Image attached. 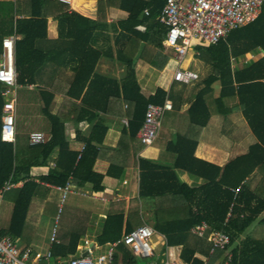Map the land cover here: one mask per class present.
<instances>
[{"label": "trees", "instance_id": "trees-1", "mask_svg": "<svg viewBox=\"0 0 264 264\" xmlns=\"http://www.w3.org/2000/svg\"><path fill=\"white\" fill-rule=\"evenodd\" d=\"M14 1L15 3L12 1L2 3L3 9L9 8L11 16L15 14L21 18L15 20L9 15L8 18L0 19V28L2 25L10 24L12 33L16 24L18 34L22 36V40L16 44L18 82L29 84L36 82L32 72L39 66H45L44 63L48 60L46 59L48 50L42 46L43 41H48V20L40 17V0ZM160 2L165 6L167 0H153L152 4L144 3L142 0H125L124 7L131 9L129 21L136 20L139 23L153 21L156 26L154 16L156 17L163 9V4L160 8L151 9L149 16L145 12L149 7L152 8ZM62 5L64 4L58 0H54L51 4L58 8ZM65 16L66 14L62 12L56 17L61 22ZM157 32L158 29L155 30L156 36ZM5 36H0V51ZM63 38L64 34L60 29L58 39L63 40ZM163 41L164 38L161 36L158 46H163ZM197 50L207 61H210L213 74L203 80V87L188 111L191 126L197 129L199 134L208 126L212 116L207 97L213 91L214 84L219 83L221 92L215 101L218 115L228 116L232 109L226 108L224 102L236 101L235 109L243 115L257 142L251 145L245 154L231 159L220 167L197 158L198 139L177 136L166 148L168 153L175 156L171 166L147 159L139 161V198L131 200L128 209L125 201L110 202L96 241L101 247L118 243L124 236L142 227L144 224L139 214L140 200L181 196L185 204L183 218H162L159 209L155 211L152 219L153 228L165 236L167 246L182 248L183 264L224 263L225 251L210 254L207 240L191 234L190 230L201 222L207 223L208 233L223 231L229 236L227 251L232 254L233 264H264V233L261 238L247 234L249 228L256 222H259L264 229V218L261 219L264 215V181L255 189L248 184L251 176L259 168L264 170V8L254 24L231 33L218 45L201 46L197 47ZM258 50L263 53L262 59L250 62L242 69H231V57L239 59ZM97 62L95 60L91 63L90 71L86 76L81 75V68L77 66V76L66 94L73 101H69L72 109L77 112L79 110L75 125L87 123L90 128L88 133L77 135V140L85 146L81 153L70 149L65 121L60 116L50 113L53 101L50 93L43 94L46 98L44 115L51 124L49 139L45 143L35 146H21L19 142L5 143L1 137L2 129L0 130V189L9 181L23 182L21 188L11 191L13 209L10 222L8 228L1 231L3 236L10 238L16 245L23 236L32 200L47 195L49 189L43 187V184L65 186L72 181L76 188L85 189L89 186L93 193L105 190L104 179L112 175V169L104 175L95 171V165L99 147L104 144L109 132L100 122V115L106 114L107 102L110 98H121L135 104L134 116L127 131L132 141L137 138L143 127L148 106H163L168 99L167 93L163 90H158L154 98L144 96L136 78V62L133 59L124 61L127 73L123 79L97 76L95 74ZM97 85L100 88L103 86L106 90L104 107H101L97 94L92 92ZM113 88H116V92L112 91ZM3 90L4 87L0 85V114L5 108ZM77 101L80 102L79 107L75 104ZM172 105L173 108H178L176 102ZM56 150L58 156L54 160L53 155ZM52 161L55 167L46 175L36 179L31 175L33 168L49 166ZM178 172L198 179L200 184L189 186L181 181ZM123 174L121 171L118 178ZM237 190L239 191L235 192ZM75 226L64 232L59 244L51 247L53 264H57L58 260L66 261L77 256V249L87 229ZM165 250L166 247L163 253ZM196 255L207 258V261L203 262ZM141 262L142 260L126 246L121 244L116 248L115 264H141Z\"/></svg>", "mask_w": 264, "mask_h": 264}, {"label": "crops", "instance_id": "crops-1", "mask_svg": "<svg viewBox=\"0 0 264 264\" xmlns=\"http://www.w3.org/2000/svg\"><path fill=\"white\" fill-rule=\"evenodd\" d=\"M9 1L15 3L14 0H0V19L2 20L8 18L9 15L11 16L10 9L7 7L6 9H3L2 6V3ZM53 1L54 0H40V17L48 20V41L45 40L42 42V46L48 50L46 55V59L48 60L44 63L45 66H39L34 72H32V77L35 78L36 82L19 84L17 79V86L13 89V99H15L17 103V138L14 143L5 142L3 139L4 108V112L0 114V127L2 126L0 130L2 129L1 137L3 142L9 144H16L19 142L21 143V146H35L31 145L29 142L30 135L34 133H43L46 141L49 139L51 124L44 115L46 98H44L43 94L50 93L53 96L50 113L52 115L60 116L65 121L70 149L81 153L85 146L77 140V135L79 133L82 135L88 133L90 128L87 123H81L78 126L75 125V119L79 110L77 112L75 109H72V105L69 101H73L66 96L75 76H77L76 68L77 66H80L82 72L81 75L84 74V76H86L90 71L91 63H94L96 60L98 61L95 66V74L97 76L123 79L127 73V68L124 65V61L127 59H133L136 62V78L146 98H154L158 90H163L167 93L168 99L166 102H171L172 104L173 102H176L178 106L177 109L173 108L172 112L165 115L162 130L155 145L165 136V151L167 145L174 141L177 136L198 139L199 147L196 153L197 158L206 163H212L222 167L231 159L245 154L250 146L257 142L256 137L249 128L243 115L239 110L233 107L237 106L236 101H227L232 111L226 117L221 116L223 121L220 119L216 121L214 129L212 130L213 134H209L208 131L209 128H213V126H211L213 121L212 117L208 126L202 130L203 133H206L204 136L202 132L199 134V131L191 126L188 111L192 103L195 101L197 93L203 87V80L213 74V69L210 61H207L206 58L200 54L199 50H197V47H201L202 45H194V47L189 49L184 61L188 56H196L200 60V69L203 74L190 70L199 75V79L190 85L174 81V71L180 65L175 51L167 47L164 43L167 35V28L159 21L158 14L156 17L154 16L156 19L155 26L153 21L139 23L135 20L130 22L131 9L124 7L126 6L125 0H73L71 5H62L59 8L51 6ZM142 1L148 4H152L153 2V0ZM160 3H156L152 8L149 7V10H147L145 14L148 15L147 12L151 14V11L154 8H160L163 4ZM62 12H64L66 16L63 21L59 22L56 16ZM11 17L15 20L21 18L15 14ZM10 27V24L2 25L0 28V36L6 35L3 41L14 35L19 36L15 42L16 60V44L22 40V36L21 34H18L16 24H14L12 33L10 32L12 30ZM156 28L159 30L157 36L155 33V30H157ZM60 29L64 34L63 40L58 39V31ZM161 36L164 38V41L163 46L160 47V45L158 46V41ZM3 41L0 57L4 52ZM193 50H195V55L194 53L190 55V51ZM251 55L256 57L253 61H259L263 57V53L260 50L246 56L249 58ZM244 58L245 56H242L232 62L231 57V69H242L245 66L242 62ZM184 61L181 64V67H183ZM0 85L3 86L4 89L6 88L2 83H0ZM218 85L217 99L221 92V86L219 83ZM112 91L116 92V88H113ZM92 92L97 94L96 97L99 98L98 100L102 104V106H100L104 107L103 100L104 94L106 93L104 87L102 86L100 88L99 85H97ZM3 100L5 105L10 99L3 97ZM75 104H77L78 107L80 106L79 101L75 102ZM134 111L135 104L133 102L114 97L110 98L107 102L106 114L100 115V122L108 128L109 132L104 144L99 147L95 171L106 175L107 172L112 169V175L110 177L107 176L104 179L105 190L100 193H93L89 186L85 189H79L74 186L72 181H70L72 191L68 198L70 200L69 204L73 211V216L68 223L70 224V228L75 225H78L82 229L86 228L87 233H85L84 238L79 244L77 256L69 259L81 257L83 252L81 248L84 245V241L91 240L95 244H98L96 238L101 231L110 202L125 201L126 209H128L131 200L139 198V161L141 159L152 160L155 162L159 160L157 162L159 163L162 160H167L165 157L162 158V155L160 156L158 150L155 149V145L150 149H145L141 146L138 136L134 141L129 138L127 131L129 123L133 119ZM169 116L170 118H168ZM185 116L187 117V121L184 120ZM25 122L32 124L33 127L27 129L25 127ZM44 122H47L49 127L48 129L42 130ZM224 123H228L227 125L229 127V130H225V132H223L222 126ZM246 127L249 130L246 131V129H244ZM201 133L202 141H200L199 138ZM81 138H83V136H81ZM57 156L58 150L55 151L53 159L55 160ZM174 161L175 156L173 159H170V164H161L171 166ZM53 167H55L54 161H52L49 166L33 168L31 175L36 179L39 176L46 175ZM121 171H123L124 174L121 178H118ZM125 181L127 182L126 184ZM263 181L264 170L259 168L251 176L248 184L255 189L263 183ZM10 182L12 181L7 182L6 185ZM15 184L17 186L7 192L4 196L0 206V217L5 199L12 194L11 191L23 186V182L21 181ZM186 184L189 186L196 185L200 184V181L196 184L193 182ZM4 187L1 188L0 191L4 189ZM43 187L49 190L45 197L38 198L40 203L37 205L36 209H34L35 216L32 218L35 227L43 226L42 218L44 216H41L48 208L47 204L55 202L53 201L55 196L59 198V200L61 198V193L54 186L43 184ZM94 194L103 196L104 200L94 198ZM12 197L13 196H11V198ZM35 198L32 200L29 208L27 220L31 210L33 211L32 205ZM183 200L184 198L181 196L177 198H171L168 196L158 200H140L139 214L143 224L154 229L152 217L155 211L159 209L162 218H183L185 215V211H183L185 209ZM59 207L60 204L58 206V211ZM51 226L52 220L48 219L45 223V244L42 241L40 242L34 239L35 233L31 234L32 236L30 238H24L23 232V236L19 240L22 247L20 249L34 248L40 251L51 249V235L55 228L57 230V227H53L50 232L52 228ZM35 227H33V231L35 230ZM7 228L8 227H3L0 228V230L3 231ZM64 232L60 236L57 232V244L60 243ZM155 232L156 234L153 239H159V241L164 242L166 250L163 253L164 247L162 249L159 246H157V248L155 247L156 257L154 262H156V264L166 262L169 249H173V251L179 255L180 263L183 264L181 261L182 248L179 246H167L165 236L159 234L156 230ZM259 235H261L260 232ZM156 244L158 245V242ZM97 246L100 245L98 244ZM196 257L203 262L207 261V258L203 256L196 255ZM140 260L145 261L143 259ZM59 261L62 260H58L57 263Z\"/></svg>", "mask_w": 264, "mask_h": 264}, {"label": "built area", "instance_id": "built-area-1", "mask_svg": "<svg viewBox=\"0 0 264 264\" xmlns=\"http://www.w3.org/2000/svg\"><path fill=\"white\" fill-rule=\"evenodd\" d=\"M64 5H71L73 0H59ZM264 8V0H167L165 7L158 14L159 21L167 28L165 45L175 51L179 67L174 71L173 80L185 85H190L199 79V75L193 71L182 69L181 64L194 45L215 46L226 40L228 36L242 28L254 24ZM150 15L149 12H147ZM19 38L14 35L3 41L4 52L0 57V83L6 88L2 92L4 98L10 99L5 105L3 116V139L5 142L14 143L17 138V103L13 99V89L17 86V69L15 60V42ZM247 57V58H246ZM251 55L245 56L243 65L255 60ZM236 58H232V62ZM173 111L171 102L163 106L149 105L145 115V121L138 134V140L145 149L152 148L159 138L165 115ZM43 133L30 135V144L45 143ZM85 147L82 149V151ZM81 151V152H82ZM127 182L125 181V184ZM17 185L8 183L0 191V206L4 196ZM61 193L59 214L71 193L72 185L69 181L65 186H54ZM239 190L235 191L238 192ZM94 198L104 200L101 195L94 194ZM191 234L198 238H205L210 245L209 253L225 251L223 264H233L232 254L227 251L230 243L229 236L223 231L208 233V225L201 222L190 230ZM155 230L144 225L130 234L122 241L108 244L105 247L97 246L93 241L86 240L81 248L87 250L86 257L59 261L57 264H115L114 256L119 245L126 246L137 258L156 264L155 248L152 240ZM57 230L54 229L50 245L57 244ZM94 244V251L91 245ZM52 253L49 250L40 251L34 248L20 249L10 238L3 236L0 230V264H53ZM162 264H181L179 255L169 249L167 260Z\"/></svg>", "mask_w": 264, "mask_h": 264}, {"label": "rangeland", "instance_id": "rangeland-1", "mask_svg": "<svg viewBox=\"0 0 264 264\" xmlns=\"http://www.w3.org/2000/svg\"><path fill=\"white\" fill-rule=\"evenodd\" d=\"M194 53L195 55V50L193 51H190V55H192ZM200 60L196 57V56H188L186 58V60L184 61V64H183V69L185 70H193V71H197L199 72L200 74H203L201 69H200ZM218 83L214 84L213 86V91L211 92L210 96L207 97V104L209 106V109H210V112H211V116H212V125L213 128H209V134H213L212 133V130L214 129V124L216 123L217 120H222L221 116L218 115L217 111H216V106H215V101L218 97ZM225 104V107L226 108H230L229 106V103L227 101L224 102ZM231 104V103H230ZM233 107H236V106H233ZM170 118V116L168 117ZM184 120L187 121V117L185 116L184 117ZM223 121V120H222ZM228 123H224L222 124L223 126V132H225V130H229V127L227 125ZM25 127L27 129H30L33 127L32 124H28V122H25ZM49 127V124L47 122H44L43 125H42V130L44 129H48ZM247 130H249L247 127L244 128ZM211 130V131H210ZM203 133V131H202ZM202 133L201 135L199 136L200 138V141H202ZM204 134L206 133H203V136ZM207 137V135H206ZM208 138V137H207ZM166 136L165 137H162L159 142L155 145V149L158 150V152L160 153V156L162 155V158H166L167 160H162L159 162V164L163 163V164H170V159H173V155L167 153L165 151V143H166ZM159 161V160H158ZM157 161V162H158ZM179 175V178L185 182V183H189V182H193V183H197L198 182V179H193V178H190L188 175L180 172L178 173ZM11 196H13V194H10L4 201L3 203V209H2V213H1V217H0V228H3V227H8L9 225V221H10V218H11V214H12V206H13V199L11 198ZM39 197L35 198L34 202H33V205H32V209L33 211L31 210V213L28 217V220H27V224L25 226V230H24V238H30L33 234L35 233V240L36 241H42L44 244H45V236H46V231H45V223L47 222L48 219H51L52 220V228L50 230V232L52 231L53 227H57V232H58V235L60 236L64 231H67L70 229V224L68 223V221L72 218L73 216V211L71 210L70 208V204H69V198L67 199L65 205H64V209L62 210V213L59 214V211H58V206L59 204H61V198L59 200V198H57L55 196V199H53V203H49L47 204V209L45 210V213L42 214L41 217L42 220H43V226L40 227V226H34L33 225V222H32V218L33 216H35V213H34V209H36L37 205H39L40 203V200L38 199ZM264 218V215L262 216L261 219ZM33 227H35V230L33 231ZM37 231V233H36ZM259 232L261 235H259ZM247 234L249 235H252L256 238H261L263 236V227L262 225L259 224V222H256L255 224H253ZM158 242V245L156 244ZM153 246L154 248L157 246H159L161 249L164 247V242L162 241H159L158 240H155L153 239ZM17 245L19 248H22L21 247V243L18 241L17 242ZM149 261L145 260V261H142L141 264H148Z\"/></svg>", "mask_w": 264, "mask_h": 264}, {"label": "water", "instance_id": "water-1", "mask_svg": "<svg viewBox=\"0 0 264 264\" xmlns=\"http://www.w3.org/2000/svg\"><path fill=\"white\" fill-rule=\"evenodd\" d=\"M96 245H98V244H96ZM94 244H92L91 245V251H94ZM88 255V252H87V250H84L83 252H82V255H81V257H86Z\"/></svg>", "mask_w": 264, "mask_h": 264}]
</instances>
